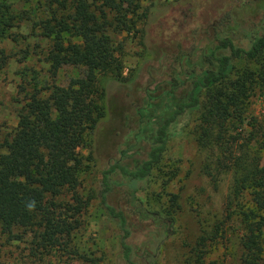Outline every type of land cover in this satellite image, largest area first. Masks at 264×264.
<instances>
[{"label": "trees", "instance_id": "obj_1", "mask_svg": "<svg viewBox=\"0 0 264 264\" xmlns=\"http://www.w3.org/2000/svg\"><path fill=\"white\" fill-rule=\"evenodd\" d=\"M143 1L26 0L32 6L18 12L9 0H0V70L12 61L21 66L16 72L18 125L12 137L0 144L6 150L0 152V232L13 241H21L30 231L36 233L23 261L53 254L70 255L73 260L77 255L75 240L91 203L81 193L86 160L79 148L106 116L99 75L119 79L123 74L124 47L117 37L138 31L150 17ZM24 21L31 22L32 36L17 31ZM30 38L35 39L32 45ZM217 41L204 54L209 67L194 77L187 101L176 104L153 131L147 159L134 169L114 164L103 173L101 204L123 232L121 248L127 264L137 263L128 243L132 231L127 215L109 202L117 185L114 178H124L135 194L161 162L170 127L188 109L203 106L205 90L197 142L217 159L218 169L233 173L234 184L223 213L198 243L203 256L197 264H204L212 246L227 245L239 226L238 263L264 264V129L247 111L260 73L237 70L235 65L243 60L264 64V35L253 36L247 48L238 46L230 34L219 35ZM5 43L16 47L9 49ZM32 59L47 70L31 64ZM65 66L84 68V76L68 86L59 85V72ZM178 200V195H172L173 207ZM145 213L160 223V242L169 239L173 218Z\"/></svg>", "mask_w": 264, "mask_h": 264}, {"label": "rangeland", "instance_id": "obj_2", "mask_svg": "<svg viewBox=\"0 0 264 264\" xmlns=\"http://www.w3.org/2000/svg\"><path fill=\"white\" fill-rule=\"evenodd\" d=\"M9 1L18 12L32 6L26 0ZM142 5L150 9V17L139 24L138 31L117 37L124 47L123 74L119 79L99 75L106 116L79 148L86 160L80 176L81 193L91 203L75 240L77 255L73 260L70 255L53 254L42 260L28 256L23 261L36 233L30 231L21 241H13L0 232V264H127L121 248L123 232L101 204L103 173L114 164L134 169L147 159L153 131L176 104L187 101L194 77L209 67L204 54L218 44L219 35L230 34L238 46L246 48L253 36L264 35V0H144ZM17 31L32 36L31 22L24 21ZM29 42L32 45L35 39ZM29 62L47 70L37 59ZM235 65L237 70L250 68L260 73L247 111L264 129V64L256 66L243 60ZM19 68L12 61L0 70V144L12 137L18 125ZM84 72L82 67L65 66L59 72L58 84L68 86ZM207 93H201L203 106ZM203 106L188 109L170 127L161 162L140 182L135 194L124 178H114L117 185L109 202L127 215L132 231L128 243L137 264H197L203 256L198 243L223 213L234 175L218 169L217 159L197 142ZM5 151L0 148V152ZM174 194L179 200L173 207ZM146 211L173 218L169 239L160 242V223L147 217ZM238 228L227 245L212 246L204 264H239Z\"/></svg>", "mask_w": 264, "mask_h": 264}]
</instances>
